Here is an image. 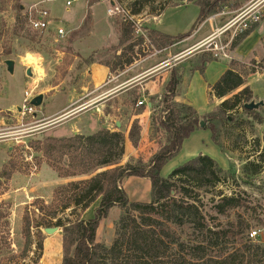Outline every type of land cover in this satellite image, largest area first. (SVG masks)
I'll list each match as a JSON object with an SVG mask.
<instances>
[{
  "label": "rangeland",
  "instance_id": "374dc122",
  "mask_svg": "<svg viewBox=\"0 0 264 264\" xmlns=\"http://www.w3.org/2000/svg\"><path fill=\"white\" fill-rule=\"evenodd\" d=\"M116 1L131 9L134 0ZM256 1L258 0L227 1L218 12H224L223 15L218 17L222 27L242 9L256 3ZM35 2L37 0H0V204L2 206L0 211L7 212V214L4 212L5 216L0 215V241L3 238V241L6 242L0 243V264H39V260L44 254L45 238L56 233L50 234L44 229L46 227H56L59 220L67 223L76 220L79 216L82 218L87 216L85 214L86 210L75 207L73 204L68 208H63L69 197L63 196L62 189L70 181H79L89 176H59L56 171L57 167L72 171L69 165L70 158L65 156L63 159H59L57 158L58 155L55 154L48 159L43 151L38 150V141H42L48 136L58 138L72 136L75 134L73 127L75 124L78 126L80 120L89 127L83 131V134H93L100 129V125L95 127L96 115L94 111L86 114L80 120L74 118L67 120L70 111L63 113L62 115L66 114L63 120L56 123H48V119L41 120L43 116L52 117L59 114L60 112H55H58L75 99L74 93L70 92L72 87L77 85L79 90L82 85L88 83V77L83 71L86 65L81 58L76 57L73 53L74 48L70 41L73 37L66 34L61 37L54 32L59 26H62L65 31L75 27V24L79 21L81 9L82 12L85 10V0H79L71 6L66 5V0H54L53 2L44 3V7L46 6L50 10L51 19L48 29L54 31L48 29L34 31L29 24L28 29L31 28V33L36 35V41H38L32 43L24 37L14 35L13 31L20 13L27 15L29 19L38 15L37 10L41 8L31 9ZM18 4H20V10ZM235 4H240V6L235 8ZM21 5L26 6L25 11H21ZM96 8L102 22L107 21L109 17L107 3L99 0ZM198 13L199 8L195 5V0H153L145 7L142 16L135 17V22L129 20L125 22L130 30L134 29L135 26L147 29L153 25L151 19L150 21L146 20L149 14H151L150 16L163 14L161 17L162 24L166 23L178 28L173 32L189 31ZM113 18L121 17L114 16ZM134 35H137V33H134ZM229 35L230 32L224 33L217 38V41H224ZM260 35H264V17L258 23L256 32L238 48V51L233 52L232 48L230 54L232 57L245 58L243 67L249 72V74H245L247 83L249 82L258 95L264 99V68L259 69V66L254 63V61L257 63L264 59V36L258 41ZM140 38L143 37H136L138 40ZM87 46V44L85 47L81 46L84 55L90 53L86 48ZM7 49L12 50V55H5L4 52ZM250 50L253 51L250 53ZM110 53L103 54L102 57L111 59ZM31 56H39L40 58L41 68L35 66V69L41 77L35 74L33 68V75L29 76L27 74V68L32 67V65H29L31 64V60H29ZM232 57L231 59H215L211 55L210 58L214 59L210 61L211 67L207 73V67L204 72H201V70L192 67L193 63L191 61L188 66L185 64L184 81L182 80V85L177 88L175 101L184 102L182 92L190 90L192 101L194 98V103L197 106L201 109L210 107V110L201 112L200 108L192 104L199 115L200 113L205 115L217 109L220 104L217 107L214 106L215 101L210 99L207 89L215 84L226 71V66H228ZM6 59L16 61L14 73L7 71ZM254 66L257 67V72L250 73ZM237 68L241 69V66H237ZM175 73L178 74L179 69H176ZM195 74L201 78L199 79ZM38 77L40 79L38 80L39 87L35 91L36 93H48L47 90L51 86H56L58 89L45 94L42 105L36 108V118L31 116L22 118L17 107L23 104L25 90H30L34 85V78L37 79ZM61 87L63 89H60ZM131 97L128 99L126 96L121 100L122 103L130 106V115L126 116V113L123 115L122 112L120 115L118 110L114 114L110 107L112 101L107 103L108 105L104 111L107 114L108 112L113 113L110 120L112 130H121L127 137L126 152L119 165H125L129 162L137 163L139 159L148 160L152 155V148L156 149L155 139L157 135L155 136V132L152 130V120L146 125L143 118L140 119L136 116L133 119V114L138 115L147 108L135 107ZM116 102L117 104L120 103L118 100ZM257 111L263 118L262 123L248 117L242 108L238 112H229L221 122H218L219 138L224 150H221L213 139L212 129L208 126L210 121L202 118L205 121V126L195 130L196 132L190 136L188 144H182L180 152L172 158V161L163 170L165 173L170 164H175L178 167L200 154L211 156L226 170L221 164V160L222 153H228L232 164L229 171L234 175V179H230L228 185H223L222 188L227 194L241 193L250 206L256 209V213L252 215L255 217L252 220L253 228L264 227V169L257 175H251L244 172V167L249 160L259 161L264 166V110L259 109ZM65 119L66 121H64ZM115 119L120 122V127H118ZM134 121L141 123V131L136 146L128 138L129 129ZM104 169L106 168H101L99 171ZM169 174L167 173L165 177ZM143 181L141 183L128 180L125 183V190L131 201L151 200L150 180L146 178ZM252 212H254L253 209L249 210V213ZM121 213V209L116 207L110 216L104 220L100 227V241L109 244L113 242L116 223ZM232 218H235V215H232ZM252 240L255 243L264 245V237ZM40 244L43 245L41 250L39 249Z\"/></svg>",
  "mask_w": 264,
  "mask_h": 264
},
{
  "label": "trees",
  "instance_id": "16d2710c",
  "mask_svg": "<svg viewBox=\"0 0 264 264\" xmlns=\"http://www.w3.org/2000/svg\"><path fill=\"white\" fill-rule=\"evenodd\" d=\"M152 1L134 0L131 13H141ZM227 1L195 0L200 13L191 31L218 13ZM239 6L235 4V8ZM17 19L13 34L32 43L38 42L31 28L27 27L30 24L27 15L20 13ZM118 24L123 34L129 32L125 21ZM257 25L237 36L232 48H236ZM191 31L177 35L153 31L151 35L157 46L165 47L188 36ZM4 53L12 55V50L7 49ZM205 54L209 56L208 60L214 59L210 58L212 53ZM94 60V55H90L84 59V63L90 64ZM131 61L132 58H127L125 63L119 62L120 69ZM254 63L259 69L264 68V59ZM243 64L232 59L222 76L209 87L211 97L224 100L217 109L205 115H199L187 101H175L179 80L172 74L160 103L155 104L153 96L149 99L153 104L152 130L157 137L156 149L152 148L148 160L139 159L137 163L119 165L126 152V134L106 127L93 134L77 133L60 138L48 136L38 141V150L43 151L48 159L55 154L59 159L65 156L70 158L72 171L57 167L59 176H89L79 181H70L63 187V196L69 197L63 208L73 204L86 210L99 200L93 217L79 216L74 221L64 223L59 220L56 223L63 231L61 264H264V245L255 243L249 237L253 228L252 220L255 218L252 215L256 209L250 206L241 193L227 194L222 188L228 185L230 179H234L229 170L223 169L211 156L200 154L174 168L167 177L161 174L165 164L180 152L184 140L201 127L202 118L210 121L208 126L212 129L213 139L222 150L224 146L219 138L218 122L229 112H238L242 108L248 117L263 122L259 111L244 107L246 102L256 96L247 83L246 75L249 72ZM237 66H241V69ZM111 68L115 69L113 66ZM255 72L257 67L254 66L250 73ZM132 98L137 103L139 94L133 93ZM140 107L147 108L148 104ZM260 109L264 110L263 107ZM140 127V122L134 121L128 132V138L135 146ZM101 168L106 169L99 171ZM263 169L261 162L249 160L245 163L244 172L257 175ZM131 176L150 180V201L129 199L122 182ZM114 207L120 208L122 213L116 223L115 238L107 245L97 239V231ZM251 209L254 212L249 213ZM4 212L0 211V215L5 216ZM2 241L3 238L0 243H6ZM42 248L40 244L39 249Z\"/></svg>",
  "mask_w": 264,
  "mask_h": 264
},
{
  "label": "crops",
  "instance_id": "0c3cea01",
  "mask_svg": "<svg viewBox=\"0 0 264 264\" xmlns=\"http://www.w3.org/2000/svg\"><path fill=\"white\" fill-rule=\"evenodd\" d=\"M53 1L54 0H37V2H35L32 5L31 9L41 8L50 11L46 6L45 8L43 4ZM98 1L99 0H91V1L85 0V10L84 12H82L81 9L80 12L81 14L79 13L80 15L79 21H77L73 29L65 31L66 35L73 37L70 39V41H71V45L75 50L73 51L75 52V54L78 55L76 57H79L81 58V60L84 61V59L88 58L90 55H94L95 58L94 62L90 64H85L86 67L83 69L84 73L88 77V83L82 85L79 90L77 88V85L72 87L70 89V92L74 93L73 96H75V99H73L69 104H67L63 108H61L58 112H55V113L60 112L59 114L53 115L52 117L43 116L41 120L54 118L68 111H70V115L67 117L68 118L67 120L73 118L80 120L81 118L83 119V116H85L86 114L90 113L91 111H94L96 115V119L94 117L95 127L100 125V129L102 127H106L112 130L111 122H110V120L112 119L111 117V115L113 114L112 112H114L115 114L116 110H118L120 115L121 112L123 113V115L124 113H126L125 114L126 116L128 114L130 115L131 114V112L129 113L130 106L125 105L124 103H122L121 100L124 97L126 98V96L128 97V99H130V96H133V93L136 92L137 94H139V100H144L145 103L148 104V107L147 110L145 109L143 112L141 111L140 113H138V115L133 114V119L136 116L140 119L143 118V122H145L146 125H148L151 120V114L153 109V104L151 101H149V99L151 96L155 97V104H158V102L161 100L162 95L165 93L166 85L170 80L172 74H175V76H177L179 80V84L177 88H179L183 83L182 80L184 81V75H185L184 65L186 64V66H188V63L190 61L193 63V65H195V66L192 65V67H195L196 70L199 69L200 71L202 68L203 71L201 72H204L207 67L206 73L209 71L211 67L210 64L211 60H208L207 58L208 55L205 54V52L207 51H201V49H196V47L201 41H203L208 36L213 34L217 29L222 27V23L219 21L220 19L218 17L223 15L224 12L215 13L211 15L204 22H202L195 30L191 31L190 29L189 31L191 32L188 36H185L184 38L175 42L174 44L161 47L155 44V42L152 39L151 32L156 31L169 35H177L189 31L184 30L180 32H173L178 28L166 23L162 24L161 17L163 14L152 15V16H150L151 14H149L146 20L150 21L151 19V22L153 21V25H151V27L147 29H143V27H140L141 33H137V35H134V33H136L134 29L129 30V32L126 34H123L121 25L118 24V22L125 20L122 18H113L108 15L109 16L108 20L102 22L101 16L99 15V13H97V8H96ZM195 5H197L196 2ZM197 7L199 8L198 5ZM107 9H108V3H107ZM143 13L144 10L141 13L134 15L136 18H138L142 16ZM199 13H200V9H199ZM197 17L198 16H196L195 20L197 19ZM50 19L51 17L49 18V21ZM60 27L62 26H59L58 29ZM257 27L258 25L256 26V28ZM256 28L236 48L233 49V52L238 51V48H240L256 32ZM58 29L54 31L49 28L48 30H52L55 33H57ZM139 36H142L143 38L142 39L140 38L139 40L136 39V37L138 38ZM263 36L264 35H260L258 37V41H260V39ZM86 44L88 45L86 48L90 52L88 55H84L83 50L81 51V46L85 47ZM252 51L253 50H250V53ZM108 53L111 54L112 56L111 59H106L102 57L104 56L103 54H108ZM127 58H132L131 63L126 65L123 69H120V65L118 63L119 62L125 63V60ZM232 59H236L241 62L245 61V58L236 57V56H233ZM229 63L228 66H226V69L229 67ZM111 66H113L115 69H112ZM31 68L35 69V65H32ZM176 69H179L178 74L175 73ZM34 72L36 75L38 74V76L41 77V75H39L40 73H38L36 70ZM197 76L199 79L201 78L199 75ZM39 77L37 79L34 78V83L36 81L38 82V80L40 79ZM49 88L47 90L48 93L45 94H49L55 91L56 89H58L56 86H51ZM60 89H63V87H61ZM207 90L209 93V87ZM252 90L254 92V95L257 97V98L255 97L256 99H262L258 95L255 89L252 88ZM182 94L184 101L189 102L191 105L194 104L197 108H200L194 103L195 102L194 98L192 101L190 90H187L186 92L183 91ZM179 96L181 95L179 94ZM193 97H194V92H193ZM115 99H117L120 103L117 104L116 102L117 100ZM210 99L215 101V105H214L215 107H217L220 104V102L224 100V98L219 99L215 96L213 97L210 96ZM111 101L113 103L111 104L110 107L112 108L113 111L108 112L107 114L104 111L106 106L108 105L107 103ZM134 103L136 107L137 103L136 102ZM149 103H151V107L149 106ZM201 110H202L201 112L208 111L210 110V107ZM200 115H202V113H200ZM35 116H37V114ZM64 121H66V119ZM115 122L118 123L119 122L118 119H115ZM76 125L77 124H75L73 127L75 134L77 133L83 134V131L89 128L88 125L84 122H81V120L78 122V126ZM194 132L196 131H193L191 135ZM190 136L184 140L183 145L188 144V140L190 139ZM171 161L172 159L169 160L162 168L161 174L163 176H165L167 173H170V171L176 167L175 164L173 165L170 164L167 171L164 173L163 171L164 168L167 167V165ZM221 161H222L221 164L223 165L224 168H226V170L231 169V165H232L231 157L228 153L226 152L222 153ZM128 180H133L142 183L144 182L143 180H146V178L138 177V176H131L125 178L122 182V186L124 189H125V183ZM98 203L99 200L94 202L89 208L86 209L85 211V214H87L86 218L93 217L94 210L97 207ZM115 208L116 207H114L111 210V212ZM104 220L101 222L97 231V239L99 241H100V227L102 226ZM105 243L107 245H110L107 242ZM62 260H63V231L60 228L55 234L47 236L45 238L44 254L39 260V264H61Z\"/></svg>",
  "mask_w": 264,
  "mask_h": 264
},
{
  "label": "built area",
  "instance_id": "2783aa9c",
  "mask_svg": "<svg viewBox=\"0 0 264 264\" xmlns=\"http://www.w3.org/2000/svg\"><path fill=\"white\" fill-rule=\"evenodd\" d=\"M79 0H66V5L71 6L73 3ZM108 3L107 13L109 16H119L125 21L135 22V15L131 13V10L122 6L119 2L114 0V4H111V0H101ZM264 0H258L246 8L242 9L237 15H235L226 25L217 29L213 34L208 36L206 39L201 41L196 49H202V51L211 52L215 59H231V49L234 39L241 35L243 32L248 30L253 25L259 23L263 18L264 12ZM38 15L35 18L30 19V25L33 30H46L49 26V11L47 9H38ZM136 33L140 32L141 29L138 26L134 27ZM230 32L229 37L226 40L217 41V38L224 33ZM59 36H64L66 34L64 28L60 27L57 31ZM34 65V64H33ZM36 70V69H35ZM39 83L36 81L33 87L25 90L24 102L21 105L20 114L22 118L31 116L36 118L34 114L36 112V107L31 104V99L38 94L35 91L38 89ZM145 104L144 100H139L137 106ZM66 115V114H65ZM65 115L56 116L54 118H49L48 123H56L63 120ZM44 119L43 121H45ZM249 237L251 239H257L259 237H264V227L253 228L249 232Z\"/></svg>",
  "mask_w": 264,
  "mask_h": 264
},
{
  "label": "water",
  "instance_id": "95a60500",
  "mask_svg": "<svg viewBox=\"0 0 264 264\" xmlns=\"http://www.w3.org/2000/svg\"><path fill=\"white\" fill-rule=\"evenodd\" d=\"M114 0H111V4H114ZM26 10V6L25 5H21V11H25ZM5 64L7 66V71L10 72V73H14V70H15V64H16V61L14 59H6L5 60ZM27 74L29 76H32L33 75V71H32V68L31 67H28L27 68ZM43 99H44V94L43 93H39L37 95H35L32 99H31V104L36 107V108H39L42 103H43ZM149 106L151 107V103H149ZM244 107L246 109H249V110H259L260 108L264 107V99H256L255 97L249 101V102H246L244 104ZM17 110L20 111L21 110V106L17 107ZM37 113H35L34 115H36ZM118 127H120V122L117 123ZM200 126L201 127H204L205 126V121L204 120H201L200 121ZM263 139H264V136H263ZM60 228L58 226L56 227H46L44 230L47 232V233H55L59 230Z\"/></svg>",
  "mask_w": 264,
  "mask_h": 264
},
{
  "label": "bare ground",
  "instance_id": "6f19581e",
  "mask_svg": "<svg viewBox=\"0 0 264 264\" xmlns=\"http://www.w3.org/2000/svg\"><path fill=\"white\" fill-rule=\"evenodd\" d=\"M29 60H31V64L33 65H35L36 66V68H41V66H40V58H39V56L38 57H36V56H31L30 58H29Z\"/></svg>",
  "mask_w": 264,
  "mask_h": 264
}]
</instances>
